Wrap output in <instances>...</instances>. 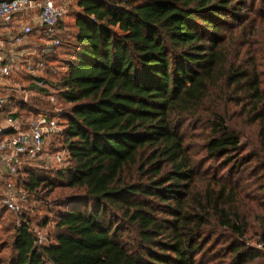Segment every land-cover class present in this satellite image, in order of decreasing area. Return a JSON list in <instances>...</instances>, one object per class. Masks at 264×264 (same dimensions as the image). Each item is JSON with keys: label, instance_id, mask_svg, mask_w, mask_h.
<instances>
[{"label": "trees", "instance_id": "16d2710c", "mask_svg": "<svg viewBox=\"0 0 264 264\" xmlns=\"http://www.w3.org/2000/svg\"><path fill=\"white\" fill-rule=\"evenodd\" d=\"M254 1L252 8L248 0L78 1L64 75L52 81L27 72L30 84L23 88L42 100V92L59 87L58 96L71 105L62 133L51 135L53 143L62 137L58 154L68 164L39 175L31 163L42 156L21 159L16 173L4 168L0 187L26 191L28 202L39 205L56 188L70 193L60 198L55 241L44 243L38 233L47 218L39 223L27 208L9 209L0 192V209L18 219L15 255L9 263L0 257V264H205L212 221L235 236L224 259L250 264L263 257L243 241L249 223L235 206L236 188L195 185L197 169L180 132L185 116L201 114L212 130L208 154L226 163L252 161L224 107L241 93L243 132L256 126L264 151V0L259 10ZM247 8L252 16L242 17ZM61 24V44L36 61L45 62L47 75L56 59L50 52L64 45ZM14 106L17 112L5 108L0 116L19 118L27 130L30 120ZM47 116L59 125L56 114Z\"/></svg>", "mask_w": 264, "mask_h": 264}, {"label": "rangeland", "instance_id": "374dc122", "mask_svg": "<svg viewBox=\"0 0 264 264\" xmlns=\"http://www.w3.org/2000/svg\"><path fill=\"white\" fill-rule=\"evenodd\" d=\"M78 1L79 0H56L59 5L63 4L66 10L60 28L64 45L50 52V56L56 58L50 61L49 64V67L53 71V75H47L45 68L40 75L42 78L47 76L49 80L58 81L66 71L67 62L71 58L69 52L73 50L72 44L75 41V36L78 31L76 17L77 13L81 11L78 6ZM255 1V10L262 9V1ZM246 4L249 5L248 8H252L253 0H248ZM248 8L241 11L242 17L244 14L245 16L252 14L249 12ZM225 29L227 30L228 26H226ZM262 38L264 39V35H262ZM28 42L29 44L24 46L26 52L25 56L14 65L9 64L3 70L0 76V97L5 98L7 103L5 108L10 112H17L18 109L14 105H18L22 109L19 114L25 121L32 120L40 114L47 115L49 111L53 112V114L57 115V120L59 121L58 126L62 133L66 126V122L62 119L63 112L68 111L71 105L65 103L58 96L59 87L50 86L48 89L46 88L47 92H42V100L38 98L36 92L31 93L23 89L30 84L26 69L28 63L26 61H37L38 58L45 54L44 49L46 47L44 39H42L40 32L37 31L30 37ZM259 70L263 73L262 79L264 80V65L260 66ZM242 95L243 94L240 93L237 100H229L228 103H225L224 107L228 112L227 121L230 125L236 126L240 131L242 154H248L249 159L252 156V161H248L245 164H243V160H240L241 162L238 163H226L223 157L208 154L207 144L212 135V130L210 128V122L201 114L192 118L185 116L184 119L181 120L180 132L184 137L188 154L192 158L197 169L195 185L199 189L205 188L207 184H213L216 188L222 183L228 184L229 187L234 186L238 192L235 206L242 219L244 216L249 223L248 231L243 241H246L250 246L260 248L264 253V240L262 238L264 233V191H262L264 188V151L260 150L257 144L258 129L256 126L245 127L243 132V116L241 115L242 103H239V99H243ZM11 96H16V101H10L9 99ZM38 101L44 102L45 104L43 105ZM22 102L27 103L29 106L23 105ZM29 107L33 109L38 108L39 112L29 111ZM4 116L5 115L1 117V122L3 119H6ZM61 138L62 137H59L60 140ZM58 141L53 143L54 140H51V136L48 137L43 156L35 163H31L38 168L39 175L51 174L50 170L52 168L67 166L66 155L62 158L64 161L63 163L56 158L57 154L62 152L61 150L63 147ZM18 163L22 164L21 159H18L17 164ZM134 172L138 173L136 169H134ZM4 177L6 176L2 173L0 176V187L2 189L5 188L2 183ZM136 178H140V174H138ZM6 191L7 189H5V192L0 190L1 194L4 195ZM68 193H70V191L56 188L48 195L47 200L40 205L37 202L34 203V199H32L31 202H22L23 207L28 209L27 211L35 222L43 223L47 218L48 223L46 226L39 229L38 233L42 242L48 243L55 241V237L58 233V229L56 228L58 219L57 211L63 208L61 206L62 199L60 198L62 194ZM255 197L259 198V202L251 200V198ZM34 206L37 208L33 209ZM17 221L18 219L15 214L0 209V257L5 263H9L15 255L13 243ZM212 222L213 225L207 229V233L209 234L207 240L208 249L204 254L205 264H236L229 258L224 259V254L227 252L228 246L235 239V236L229 230L218 227L215 221ZM250 264H264V254L262 258Z\"/></svg>", "mask_w": 264, "mask_h": 264}, {"label": "built area", "instance_id": "2783aa9c", "mask_svg": "<svg viewBox=\"0 0 264 264\" xmlns=\"http://www.w3.org/2000/svg\"><path fill=\"white\" fill-rule=\"evenodd\" d=\"M65 6L59 5L56 0H0V20L11 35L1 43L0 64L6 68L21 60L26 52L24 46L34 35L35 29L43 30L42 39L46 45V53L51 47L61 44L59 23L65 15ZM27 72L35 78L40 77L46 68L44 61L27 60ZM40 73V74H39ZM38 86L44 81L38 80ZM5 98L0 97V113L4 112ZM60 135L59 126L50 121L49 117L40 114L30 120L29 127L24 130L21 120L17 117H8L0 123V168H8L12 173L19 169L18 159L35 160L43 156L47 138L51 135ZM56 158L61 161L62 155ZM29 194L26 191H6L4 204L15 212H21L22 202H28Z\"/></svg>", "mask_w": 264, "mask_h": 264}, {"label": "crops", "instance_id": "0c3cea01", "mask_svg": "<svg viewBox=\"0 0 264 264\" xmlns=\"http://www.w3.org/2000/svg\"><path fill=\"white\" fill-rule=\"evenodd\" d=\"M11 35V31L8 29V28H6V26H5V24L0 20V48H2L1 47V43L3 42V41H5L6 39H8V37ZM5 68H4V66H2L1 64H0V76H1V74L3 73V70H4ZM1 78V77H0ZM1 117V116H0ZM0 120H2V119H0ZM5 120V119H4ZM4 120L2 121V122H4ZM1 123V122H0ZM3 173V169L2 168H0V176H1V174Z\"/></svg>", "mask_w": 264, "mask_h": 264}]
</instances>
